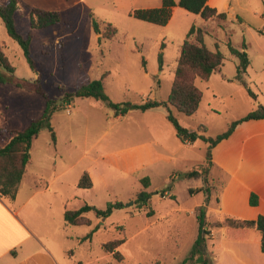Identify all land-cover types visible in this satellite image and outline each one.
<instances>
[{"label":"rangeland","instance_id":"obj_1","mask_svg":"<svg viewBox=\"0 0 264 264\" xmlns=\"http://www.w3.org/2000/svg\"><path fill=\"white\" fill-rule=\"evenodd\" d=\"M113 1L99 0L93 4L83 2L60 12V23L32 30L30 51L35 68L28 65L22 49L7 35L0 20V44L15 69L12 75L29 82L39 78L49 98L57 102L62 100L65 92H73L80 84L102 76L105 92L115 103L166 101L170 94L180 46L189 30L187 27L193 25L197 17L181 8L167 26H158L131 17L128 10L114 7ZM256 9L253 11L259 12L257 7ZM249 17L252 22H258ZM93 18L99 22L98 34L92 28ZM216 20L217 25L225 21ZM103 22L111 23L116 28L113 38L106 39L109 31H106ZM15 26L23 37L28 34V9L25 16L16 18ZM98 37H101L99 43ZM222 49L225 54H229L227 44ZM159 53H162L161 65L158 61ZM260 67L259 64L254 66L256 70ZM221 69L224 73L234 75L236 64L226 57ZM217 74L218 72L214 73L209 81H195L196 86L203 91V100L197 115L186 116L170 107L171 113L181 126L186 128L187 125L199 122L205 126L204 134L207 137H215L225 131L231 117H240L241 111L250 102L256 104L254 108L258 105V101L250 97L240 83H237L239 91L234 90L231 83L223 82L221 75ZM254 74L252 69L248 70L245 79L248 80ZM208 87L222 97L214 100ZM251 89L258 93L254 86ZM95 102L99 105H95ZM44 104V98L37 93L11 84L6 91L0 87V122L5 126L3 135H15L16 132L24 130L32 119L42 114ZM107 112H112V109L99 101L73 98L70 105L60 107L52 116L51 124L61 153L64 154L72 148L73 156L78 162L74 170L90 169L97 178L95 187L87 195L93 201L91 207L104 209L106 203L115 201L125 204L124 209L115 210L105 220L97 219L93 212L86 213L84 216L87 219L83 221L90 226H67L63 235L68 236V239H63L61 247L74 252L76 261L80 260L77 264H182L189 256L198 234L194 211L204 204L205 195L202 192H195L193 195L189 193V188L195 187L200 181L182 177L184 172L181 170L202 163L208 144L196 140L195 147H187L176 136L174 127L166 119L165 108H155L146 113L144 116L147 122L149 120V123L156 124L159 138L157 151L162 159H159V168L150 172L151 183L146 190L157 194L152 203L148 200L146 206L139 207L143 205L137 201V194L143 189L140 183L143 177L124 178L113 169L109 170L100 160H96L101 148L111 137L110 133L101 138L107 125ZM136 114L142 116L143 113L137 110ZM98 138L101 140L92 150ZM171 152L175 154L171 155ZM53 155L50 132L43 128L34 139L31 169H48L43 166L42 156H49L52 160ZM185 155L190 157V161H178L179 156ZM174 170L180 171L171 174ZM167 187L168 192H164ZM170 189H173L172 194ZM207 215L211 221L219 219L214 214ZM211 221L210 235L206 241L209 264H242L241 260L255 262L254 245L243 246L234 241L228 247L230 251L224 252V234L216 231L213 238L216 229L213 227L217 222ZM95 227L97 230L89 235ZM88 235L90 241L87 239ZM114 239H125L116 249L121 254V260L115 259L102 248L105 242Z\"/></svg>","mask_w":264,"mask_h":264},{"label":"crops","instance_id":"obj_2","mask_svg":"<svg viewBox=\"0 0 264 264\" xmlns=\"http://www.w3.org/2000/svg\"><path fill=\"white\" fill-rule=\"evenodd\" d=\"M7 1L0 0V4ZM17 1L19 8L15 15V25L18 16H25V5L60 13L83 2L93 4L99 0ZM174 1L177 2L178 0ZM113 5L118 9L131 12L135 9L158 8L161 6V0H114ZM207 5L218 13H225V21L217 25L216 19L205 21L199 15H195L197 18H195L193 25L197 27L207 26L208 33L204 36V43L207 48L214 50L216 43L225 58L227 57L236 66L238 59L230 52L228 55L225 54L222 49L227 42H230L235 49L244 50L247 53L249 66L246 74L251 69L255 74L245 81L250 89L254 86L258 91V93L253 91L258 104L264 105V92H262V90L264 91V37L257 32V30L264 31V0H207ZM256 7L259 12L253 11ZM178 9L181 8L173 7L171 18L166 26L174 15L180 12ZM249 16L258 22H252L251 19H248ZM191 26L189 25L187 28L190 29ZM185 30L187 29L185 28ZM243 44L246 46L245 49H242ZM257 64L261 67L256 70L254 66ZM217 75H221L220 78L223 82L231 83L234 90L239 91L240 88L237 86L239 82L234 79L236 73L234 75L233 73H224L221 69ZM8 85L10 84H0V87L6 91ZM208 89L211 90V97L214 100L217 97H222L214 89L210 87ZM202 100L194 115L199 113ZM95 105L99 104L95 102ZM255 105V103L250 102L249 106L241 111L240 117H231L227 128L232 121L245 116ZM151 110L142 112V116L136 114V109L130 110L124 116L116 115L113 109L112 112H107V125L101 138L110 133L111 137L108 138V143L101 148L96 160H100L109 170L113 169L124 178L133 176L140 178L148 176L149 178L150 172L159 168V159H162V155L157 151L159 138L156 133V124L149 123V120L147 122L146 116H144ZM2 126L0 122V148L4 147L13 136L3 135L5 126ZM198 126H200L199 122H194L193 125H187L186 129L195 131ZM100 140L98 138L92 150L96 148ZM70 144L69 142L68 147ZM33 145L34 140L30 149V162L15 199L10 200L0 196V264H77L80 260L76 261L74 252L71 253L70 250L61 247L63 239H68V236L63 235V232L69 226L64 221L63 215L65 211L78 209L84 204L92 205L93 201H90L87 195L95 187L97 178L90 169L88 171L74 170L78 162L77 158L73 156L72 148L64 154L61 153L57 138L55 144H52L54 149L52 160L49 159V156H42L43 166H47L48 169H41L40 167L37 171L32 170ZM185 145L193 148L196 141ZM211 153L212 166L208 179L212 185V192L206 207L207 220L211 221L208 213L219 217V219L211 222H222L227 217L254 220L259 215L264 216V119L250 120L237 125L232 134L219 142ZM170 154L174 155L175 153L171 152ZM173 159L177 160L176 157ZM178 161L187 162L190 161V157L188 155L179 156ZM191 168L193 167H185L181 172H186ZM179 171H171V174L179 173ZM84 172L89 175L92 181L90 189L77 187L79 178ZM195 179L200 182L195 187L189 188L194 193L203 187L202 178ZM172 190L170 189L171 194ZM151 194L149 202L152 203L156 192ZM251 194L257 196V206L249 204ZM216 231H221L224 234L223 239L225 240L222 242L225 248L224 252L230 251L228 247L233 245L232 242L234 241L243 246L254 245L255 262L241 260V263L264 264V254L260 251L261 234L259 231L256 229L247 230L244 240L227 238V227L225 226L216 228L213 232V238Z\"/></svg>","mask_w":264,"mask_h":264},{"label":"trees","instance_id":"obj_3","mask_svg":"<svg viewBox=\"0 0 264 264\" xmlns=\"http://www.w3.org/2000/svg\"><path fill=\"white\" fill-rule=\"evenodd\" d=\"M180 7L185 11L199 15L203 20L208 21L212 19L225 20V13H218L215 9L207 5V0H161V6L158 8L149 9H135L129 15L139 21L165 26L172 15L173 7ZM17 0H8L4 4H0V19L3 22L7 35L16 41L22 49L24 58L31 68H35L34 61L31 57L30 40L32 38V30L47 28L60 23V13L57 11H46L38 8H33L25 5L30 14V31L23 37L20 35L15 26V15L18 10ZM106 31L109 33L106 39H111L116 35V28L111 23L103 22ZM99 22L94 18L92 19V28L95 34L100 32L98 28ZM208 33L207 26L197 27L192 25L188 30L184 41L180 46L179 57L174 71L172 85L169 97L166 101L147 100L142 104H132L129 102L115 103L111 101L105 92L104 76L99 79L80 84L73 92H65L62 100L57 102L49 98L47 92L43 89L39 78L34 82H29L25 79L15 78L12 74L15 69L8 61L0 46V84H11L15 87L31 91L39 94L44 98L45 104L42 114L38 118L30 121L28 126L18 131L13 135L6 145L0 148V196L14 200L19 189L21 180L26 172L27 165L30 162V149L33 140L38 136L43 128H47L50 132L51 142L55 144L56 135L54 128L51 124L53 114L60 108L70 105L73 98H90L99 101L107 107L113 109L116 115L124 116L130 110H140L145 112L147 110L163 107L167 114L166 119L172 124L175 129L176 136L183 143H194L196 140H201L208 144L205 155V160L187 170L182 174L186 179L202 178L203 187L196 190L205 195V202L202 206L197 207L194 211L197 224L198 234L190 250L189 256L182 262V264H209V256L207 253L206 241L210 235L209 227L210 222L206 218V207L209 201L212 185L209 182L208 175L212 166V149L222 140L228 138L235 127L243 122L250 120H263L264 119V105L258 104L256 108L249 111L245 116L235 121H232L228 128L217 134L215 137L205 136L206 128L204 125L198 126L197 130L190 131L181 126L178 120L173 116L170 107H173L178 112L186 115H194L202 100V91L196 86L195 81L208 80L211 75L220 71L221 66L225 60V56L219 50L218 45L215 43L214 50H210L204 43V36ZM260 35H264L263 30H259ZM101 37L97 38L100 42ZM229 52L238 59L236 66L235 80L238 81L248 95L256 100V95L249 88L248 83L245 81L244 75L246 74L249 66V58L247 53L243 50L235 49L230 42L227 43ZM245 44L242 49H245ZM159 64H162V53L158 55ZM144 64V61L142 62ZM142 190L137 194V201L146 206L148 200L151 198L147 188L150 186L148 177H143L140 180ZM78 188L90 189L92 181L89 175L84 172L79 178ZM168 192V187L164 190ZM189 193L193 194L194 191L189 189ZM249 204L257 206L258 198L255 194L249 197ZM125 208V204L121 201L108 202L104 209L92 208L84 204L78 209L67 210L63 215L64 221L73 226H90L88 222H84L85 214L93 212L97 219L105 220L115 210ZM151 215V212L147 213ZM227 227V237L231 240H244L246 238V231L249 229H256L261 234L260 251L264 254V216L259 215L254 220H240L235 218H224L222 222L214 224L213 228ZM97 230L95 227L89 235ZM87 236V238L89 237ZM125 242V239H114L105 242L102 248L107 253H111L115 259L121 260V254L116 250L120 245Z\"/></svg>","mask_w":264,"mask_h":264},{"label":"water","instance_id":"obj_4","mask_svg":"<svg viewBox=\"0 0 264 264\" xmlns=\"http://www.w3.org/2000/svg\"><path fill=\"white\" fill-rule=\"evenodd\" d=\"M156 194H157V192H156Z\"/></svg>","mask_w":264,"mask_h":264}]
</instances>
